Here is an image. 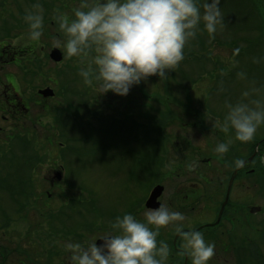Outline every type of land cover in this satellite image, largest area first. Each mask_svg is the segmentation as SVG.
<instances>
[{"label": "rangeland", "instance_id": "1", "mask_svg": "<svg viewBox=\"0 0 264 264\" xmlns=\"http://www.w3.org/2000/svg\"><path fill=\"white\" fill-rule=\"evenodd\" d=\"M200 2L202 3V0ZM27 3L26 0H17L0 5V37L5 35L2 40L7 44V48L11 52L14 51L13 57L21 56L22 62L25 53L19 52L20 49L33 44L34 48L40 51L41 45H44L42 37L38 41L30 40L26 35V22L19 21L20 15L23 18L26 10H29ZM220 10L223 27H218L217 32L210 35L204 31L201 22L196 33L200 35L198 40L202 44L200 41H194V44L192 39L195 37L191 38L185 46L183 60L169 71L166 79L159 80L155 75L148 77L139 84V92H135V95L131 90L125 96L112 95V92L108 91L98 95L102 99L95 97L97 95H87L90 98L83 100L87 101L88 106L79 107V118L70 120L73 125L69 124L65 130L64 126L60 127L54 120L52 124L50 116H46L40 107L32 103V109L22 117L26 121L24 125H29L27 121L30 118L32 125L27 126L31 128V131H28L30 135L14 140L11 156L5 152L8 147H2L0 143V173L9 176V172L17 170L14 177H17L16 184L22 188L21 192V189L11 188L13 192L2 189L4 192L0 193V252L9 251L7 260L0 257V261L4 260L5 264H71L69 254L62 248L66 242H80L79 235L82 234L81 237L85 240L83 239L81 244L86 247L89 240L104 235L107 229L111 230L115 218L125 210H128L125 213H131L135 218H144V212L148 210L144 207V201L153 180L170 182L169 177L179 171V165L188 167L189 164L185 163L193 159L191 166L198 167V164L194 163L197 160L194 159L200 156L208 157L210 166H217L219 170L207 172L210 185H202L206 187L203 194L205 196L206 193L207 198H201L180 224L195 225L216 219L218 207L223 199L224 185L234 169L233 161L245 158L255 150L258 153L260 140L264 137V123L258 126L249 142L236 140L230 127L228 131H224V117L229 105L243 102L256 107L255 102L259 101V106L264 107V55L260 60L258 51L254 50L250 41L241 40L243 36L253 38L258 32L255 28L250 29V20H241L243 17L236 13L237 8L233 0H220ZM12 18H16L18 22L11 20ZM262 25L264 26V21ZM52 26H58L57 21ZM57 31L59 33L56 36H52L54 32L51 33L52 45H62L66 39L62 30ZM262 33L264 35V28ZM45 46L48 47L47 44ZM186 49L192 53L187 62ZM207 49L212 56L210 62L204 59L203 50ZM240 49L243 50L239 53ZM259 52L261 53V50ZM89 59L91 53L87 58L84 57V65ZM216 59L219 63L214 62ZM37 64L24 62L21 66L10 69L13 71H8V67L0 69V81L6 83L7 72L16 75L15 80L9 79L8 86L11 89H20L23 97L31 91L36 92L37 88L49 90L46 88L49 87L58 92L59 84L41 76L48 77L51 72L52 77L61 80L64 75L59 72L60 67L53 68L52 66H56L51 62L40 67ZM71 65L75 66H65L68 76L64 79L67 80L68 86L71 82L80 86L83 82L78 70L84 65ZM1 85L0 91L2 86L5 88ZM52 90L46 94L49 104L47 106L51 105L54 109L60 95L49 98L52 96ZM94 92L95 89L92 93ZM81 96H75L74 103L82 100L79 98ZM129 114L143 120L136 123ZM5 117L9 119V123H6V120L0 122V126L6 125L5 129L0 130V140H3L6 134L16 133L8 129L12 126L13 119L8 114H5ZM59 122H62V119H59ZM193 122L197 129H192L194 132L191 133ZM1 132H4V138H1ZM53 133L58 135L54 137ZM46 137L52 142H47ZM66 137L69 140L63 143ZM70 139L79 141L70 142ZM220 141L229 145L228 151L223 155L231 157L232 164L218 161L220 153L215 151V147ZM68 143L73 144L70 147ZM257 153L244 168H252L253 172L239 174L229 194L230 203L235 207L234 225H230L228 219L222 218L216 228L201 232L205 241L206 236L211 233L218 235L219 232H224L219 239L221 241H217V246L214 245V256L207 264H264V176L255 171L263 158L261 151L259 155ZM47 157L54 158L56 164L50 165L53 159L49 160ZM10 164L16 168L10 171ZM183 168L181 171L185 170ZM55 172L60 173V178L55 176ZM43 176L52 178L54 183L60 181V188H50ZM23 178L27 180L25 185L20 183ZM183 180L182 177L175 180L173 185L169 183L165 193L172 194L180 187L178 192L183 194L185 186L176 184L177 181L183 183ZM34 185L37 193L44 189L49 190L52 195L45 202L40 200L34 204V209L28 213L27 221L32 224L43 220L47 216V208L51 211L55 209L53 217L59 221L62 219L61 227L68 231L67 236L62 237L64 231L59 229L58 236L61 237L56 239L53 235L50 236L48 246L45 247L34 241L45 239L43 232L36 228H32L27 234L29 244L26 243L27 224L22 216H25L26 210L32 206L29 203L27 208L24 207L25 199L29 200V195L34 192ZM8 192H12L11 199L7 196ZM15 195L18 210L23 209L20 215L13 208ZM33 198L34 194L31 200ZM66 202L67 207H63ZM251 206H257L259 209L249 213ZM12 209L14 211H11ZM6 219L10 220L9 224ZM53 229H57V226H53ZM74 236L75 241L72 239ZM225 242L228 249L223 252ZM20 244L25 246L31 255L23 253L22 249L21 254H18L14 249L21 246ZM49 250H59L64 255L48 254ZM189 259L192 261L191 255Z\"/></svg>", "mask_w": 264, "mask_h": 264}, {"label": "clouds", "instance_id": "2", "mask_svg": "<svg viewBox=\"0 0 264 264\" xmlns=\"http://www.w3.org/2000/svg\"><path fill=\"white\" fill-rule=\"evenodd\" d=\"M39 8L34 4L35 10H26L23 17L32 41L42 35ZM56 20L66 37L61 46L68 57L91 53V59L78 70L82 82L94 86L98 95L111 91L119 96L150 76L166 79L183 60L185 46L201 22L210 35L223 27L220 0H93L91 6L75 8L71 18L60 13ZM255 103L256 107L243 102L228 106L223 128L228 131L230 127L240 142L251 141L264 123V107ZM228 148L220 141L215 151L223 154ZM244 164L240 158L233 161L235 168ZM183 219L182 213L164 205L146 210L143 221L125 213L112 223L116 234L90 240L86 247L68 241L64 248L71 264H161L168 246L161 241L157 247V231L148 225L158 229ZM98 238L102 240L99 245L95 243ZM183 240L192 264H207L214 256V245L200 231L184 232Z\"/></svg>", "mask_w": 264, "mask_h": 264}, {"label": "flooded vegetation", "instance_id": "3", "mask_svg": "<svg viewBox=\"0 0 264 264\" xmlns=\"http://www.w3.org/2000/svg\"><path fill=\"white\" fill-rule=\"evenodd\" d=\"M2 3H10L13 1H17V0H1ZM27 3V8H29V10H35L33 9V5L34 4H39L40 8L39 11L43 17V23H42V39L44 40L41 47H40V51L37 50L36 48H34L33 44L32 45H28L27 47H29V49H27V47L20 49L19 52L24 51L25 53V57H24V61L22 62L21 60V56H15L13 57V52H11L8 48H7V44L4 43V40H0V69L4 70L5 67H8L9 70L8 71H13L10 70L12 68L15 69V66H21V63H26V64H30L32 62L38 63L37 66H41L42 64H45L47 62H51L52 65H55L56 67L52 66L50 64V66H52L53 68H58L59 69H63L65 66H75V65H71V64H78V65H84L85 60L84 57L87 58L88 56H82L79 57L80 59H78L77 57H66V52L64 50V48L61 45H52L50 43V38H51V33L54 32V34H52V36H56L58 35V31L60 30L58 26H56L55 28L52 26L57 20L56 17L58 14L60 13H64L67 14L70 18L72 17L73 14V10L77 7H84V6H91V4L93 3V0H26ZM46 20H48L49 22L46 23ZM45 24V25H44ZM53 27V28H52ZM53 29V30H51ZM44 36V38H43ZM59 37V36H57ZM62 37V35H61ZM48 45L45 46V45ZM61 44V43H58ZM33 48V49H32ZM55 48L57 50H59V54L61 59L58 61H55L53 59H51L50 54L52 49ZM16 55H19L17 53H15ZM90 60V59H89ZM88 62V61H86ZM62 67V68H61ZM60 72V71H59ZM52 73L54 74V71L52 70ZM41 76V75H40ZM48 77L41 76L44 77L46 79H48L50 82L53 81V83L55 84H59L57 78L52 77L51 72L49 75H47ZM16 76L13 75L10 72L5 73V82L4 81H0V84L4 85V89L2 86V91H0V122H3V120H6V123H9V119H7L5 117V114H8L10 116L11 119H13V121H11L12 126L9 127L8 129H10L9 131L13 132L15 130V127H18V129H22L23 131H25V133H28V131H31V128L27 127L32 125V123L30 124V118H28V123L29 125H24L26 123V121L22 118L24 117V114H27L28 111H30L33 107L32 103L34 105H37V107H40L41 111L45 112L46 116H50L51 121L55 119L58 121V117L59 115H61V111L59 108L62 107H66V106H71V102H69L68 100L73 97V99H75V96H77V94L80 93H75L74 91H66L65 88H63L60 84H59V91L55 92L54 90H52L51 94L52 96H50L49 98H54V96L56 95H60V98L57 100L55 108L53 109V107L47 106V98L48 97H42V90L41 88H37L36 92H29L28 95L26 97H23L22 93H20L19 91L12 89L8 86V84H10V80H15ZM10 79V80H9ZM13 82V81H12ZM49 88V87H46ZM140 88V85H134L132 86V88L130 89L132 91V93L137 92ZM78 88H74V90ZM35 95H38L35 96ZM68 95V96H67ZM90 95H97L96 97L99 99H102L101 96H98V93L96 92L95 94H90ZM115 95V94H112ZM79 96V95H78ZM94 97V96H93ZM56 98V97H55ZM123 98V97H122ZM79 103L81 102H77L75 107H74V111H76L75 113L73 112V116L77 119L78 117H76L79 112V108L78 105H80ZM83 103V102H82ZM81 103V104H82ZM49 105V104H48ZM69 108V107H68ZM72 108V107H71ZM63 113H67L66 111L62 110ZM58 113V114H56ZM55 115V117H54ZM30 116V115H29ZM129 116H131L132 121H135L136 123H139L142 121V118L140 117H134L132 116V114H129ZM18 122V123H17ZM32 122V121H31ZM52 124H54L52 122ZM6 125L0 126V129H5ZM189 128V127H188ZM192 129L196 130V127H190L191 133ZM2 136L4 137L5 134L4 132ZM9 138H13L12 134H8ZM28 135H30L28 133ZM48 138V137H47ZM70 142H75L74 139H70ZM49 160H52V162H50V165H55L56 161L54 158L51 157H47ZM56 159L58 157H55ZM186 160V158H184ZM219 162H226L227 164H232L231 161V157H227V156H221L218 158ZM197 161H194V163L198 164L194 165L193 167L191 166V163L193 162V159L187 163H185L186 165L189 164L188 167H185L186 165H184L185 168H183V166L179 165L177 168H179L178 172H175V174H173L171 177H169L168 180H170V182L167 181H158L155 182V184H161L163 185L164 189L161 193L160 196H158L157 201L158 206L160 205H164L166 207H168L170 210H175L178 211L180 213L183 214V216H187L189 211L193 210V206L198 203L200 201L201 198H204V194L203 192H206V187H203V184H209L210 178L207 176V172L211 171V170H219V168H217V166H210V161L208 157H197L196 159ZM233 160V159H232ZM253 160V159H252ZM251 160V161H252ZM249 161V162H251ZM247 162L239 171L246 173V172H253L252 168H248V169H244L246 167V165L249 163ZM42 163V162H40ZM183 168L184 171H181V169ZM198 168H200L198 170ZM233 171V169L231 170V172ZM185 172V173H182ZM219 172V171H218ZM230 172V174H231ZM182 173V174H181ZM229 174V175H230ZM55 176L57 178H60V173L59 172H55ZM183 177V183L177 181V185L178 184H183L185 186V190L183 191V194L179 193L178 191L180 190V187H178L176 190H174V192L172 194L170 193H165V189H167L168 184L171 183L173 185V183L175 184V180H178L179 178ZM229 178V177H228ZM44 180L48 181V185L49 187H57L59 186V182L54 183V180L52 178H48V176H43ZM63 179V178H62ZM61 179V181H62ZM39 180V179H38ZM31 181V178H30ZM237 180L234 179V181L232 182L231 189L233 188L235 182ZM25 182H27L26 178H24L23 180V184L25 185ZM227 183L224 185L223 191L225 194L226 191V187H227ZM30 184V183H29ZM210 185V184H209ZM60 188V186H59ZM167 194V195H166ZM223 194V196H224ZM52 194L49 192V190L45 191L44 189L38 194V197H36L35 200V204L36 202L43 200V202L46 201L47 198H50ZM206 196V193H205ZM230 199L228 200L227 204L225 207H228V216H230V219H228V223L230 225H234L235 223V207L234 205L232 206L230 203ZM68 202H66L64 206H67ZM141 204V203H140ZM221 204V203H220ZM157 206V207H158ZM138 206H136L137 209ZM47 210H49V208H47ZM225 210V208H224ZM51 211V210H50ZM128 210H125V212ZM138 211V210H137ZM52 212H56V210L54 209ZM125 212H121L119 216H123V214ZM132 212V211H130ZM136 219L143 221L144 218L143 217H137ZM212 221H206V222H199L195 225L192 224H186L185 226H183L182 224H180V221H174L172 223H170L167 226H160L158 229L153 226V225H148V227L152 230H156L157 231V236H156V241H157V247L160 246V242L163 241L165 244H167L168 246V255L167 257H165L162 261L161 264H192V261H190L189 257H190V253L188 251H186L183 247L184 244V240H183V233L187 232V231H192V230H198L200 232L202 231H206L209 230V228H211L209 231H211L212 229L216 228V226H207L206 224L211 223ZM206 225V226H204ZM117 229H113L111 226V230L107 229V231H105L104 235H100L98 237L101 236H106V235H114L117 233ZM224 235V232L221 231L219 232V234H213L212 233L208 236H206V240L209 241L210 243H212L213 245L217 246V241H221L219 240L222 236ZM97 238V237H96ZM94 238V239H96ZM99 239V238H98ZM206 241V242H207ZM96 243V241H95ZM223 252H225L228 249L227 246V242L224 243L223 246ZM69 254V252H66ZM60 255H64V253H59ZM159 259V257H157Z\"/></svg>", "mask_w": 264, "mask_h": 264}, {"label": "trees", "instance_id": "4", "mask_svg": "<svg viewBox=\"0 0 264 264\" xmlns=\"http://www.w3.org/2000/svg\"><path fill=\"white\" fill-rule=\"evenodd\" d=\"M233 3L235 5V7L237 8L236 13L237 14L238 13L241 14L242 17H243V18H241V20H250V22H251V26H250L251 28L250 29L253 30V28H255L257 30V32H258L253 38L249 37V36H246V37L243 36L241 38V40L250 41V43L254 46V50L258 51V56H259V58L261 60V57L264 55V53H263L264 52V35L262 33V29L264 28V26L262 25V22L264 21V0H236V1L233 0ZM204 31L206 32V30H204ZM199 36L200 35L198 33H196L195 39H192V42L194 43V41H196V42L200 41V40H198ZM200 43H201V41H200ZM230 43H232V41H230ZM187 49H186V52H185V57H186V55H190L189 53H191L190 51L188 53ZM242 50L243 49H240L239 53ZM259 50H261L262 54L259 52ZM203 52H205L204 59L209 60L210 59L209 55L211 56L210 51L207 49L206 51L203 50ZM255 58H256V56H255ZM83 87H84L83 90H77V89L74 90L73 88H70V87L68 88V90L71 91V92L74 91L75 93H80V94H77L79 96L83 95V93L85 91H90L91 90L89 85L83 84ZM63 126L65 128L66 124H64ZM61 133H62V131H61ZM260 142H261V144H260L261 147H260L259 152L261 151V153H264V137L260 140ZM262 150H263V152H262ZM14 168H16V167H13L10 164V168H9L10 171L12 169H14ZM255 171L258 172L260 176H264V164H263V161L258 163ZM15 173H17V170L9 172V176H7V174L3 175L2 173H0V190H1V192H3L2 189H8L9 191L11 190L12 192H13V189H11V188L18 189V186H17L18 184H16L17 183V180H16L17 177L16 178L14 177ZM10 180H11V182H10ZM12 192H8L9 195H11ZM0 212H1V210H0ZM223 218L230 219V216H228V208L227 207L224 210ZM23 252H26L29 255H31L27 251V249H24Z\"/></svg>", "mask_w": 264, "mask_h": 264}, {"label": "water", "instance_id": "5", "mask_svg": "<svg viewBox=\"0 0 264 264\" xmlns=\"http://www.w3.org/2000/svg\"><path fill=\"white\" fill-rule=\"evenodd\" d=\"M51 58L53 60H59L60 59V56H59V51L57 49H53L52 52H51ZM50 90H44L42 91L43 94H45L44 96H47L46 94H48V92ZM251 157H249L248 159H250ZM246 162V161H245ZM238 168H236L230 178H229V181H228V184H227V189H226V194H225V198L219 208V211H218V214H217V218H216V221L213 223V224H216L219 219H220V216L222 214V210H223V207L224 205L226 204L227 202V199H228V194H229V190H230V186H231V183L233 181V178H234V175L236 174V171H237ZM162 186L160 185H157L155 187L152 188L147 200L145 201V205L146 207H149V208H155L157 205H158V202L156 201V198L160 195L161 191H162ZM259 208L258 207H252L251 208V212H255L257 211ZM102 243V240H99L98 241V245Z\"/></svg>", "mask_w": 264, "mask_h": 264}]
</instances>
